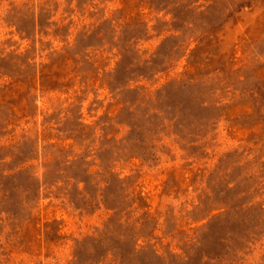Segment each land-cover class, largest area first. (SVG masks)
I'll use <instances>...</instances> for the list:
<instances>
[{"label": "rangeland", "instance_id": "rangeland-1", "mask_svg": "<svg viewBox=\"0 0 264 264\" xmlns=\"http://www.w3.org/2000/svg\"><path fill=\"white\" fill-rule=\"evenodd\" d=\"M0 264H264V0H0Z\"/></svg>", "mask_w": 264, "mask_h": 264}]
</instances>
